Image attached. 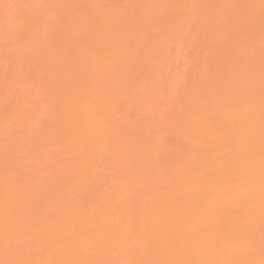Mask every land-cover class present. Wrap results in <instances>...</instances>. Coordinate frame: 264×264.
I'll return each instance as SVG.
<instances>
[{
  "label": "bare ground",
  "instance_id": "6f19581e",
  "mask_svg": "<svg viewBox=\"0 0 264 264\" xmlns=\"http://www.w3.org/2000/svg\"><path fill=\"white\" fill-rule=\"evenodd\" d=\"M0 264H264V0H0Z\"/></svg>",
  "mask_w": 264,
  "mask_h": 264
}]
</instances>
